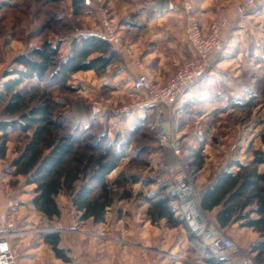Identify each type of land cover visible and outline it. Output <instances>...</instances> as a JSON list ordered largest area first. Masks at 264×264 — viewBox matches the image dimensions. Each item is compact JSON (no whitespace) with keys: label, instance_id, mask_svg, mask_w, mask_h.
Listing matches in <instances>:
<instances>
[{"label":"rangeland","instance_id":"1","mask_svg":"<svg viewBox=\"0 0 264 264\" xmlns=\"http://www.w3.org/2000/svg\"><path fill=\"white\" fill-rule=\"evenodd\" d=\"M219 1H227L229 7L232 0ZM0 2L5 4L0 9V80L3 72L14 66L16 55L44 41L58 44L57 61L64 59L73 37L99 31L103 14L118 31L122 46L142 63L137 67L125 51L117 49V57L105 70H81L70 75L64 85L47 89L56 103L61 134L84 131L94 137L90 143L106 139L125 154L107 176L114 201L106 210L104 222L80 221L65 192L56 196L58 217L48 220L36 211L31 203L34 185L7 171L27 136L18 130L9 133L6 156L0 159V211L7 213L12 224L6 234L17 264H238L243 256L254 258L247 234L236 226L219 230L210 215L200 209L198 193L232 160L247 162L255 151L264 152V32L256 27L264 16V7L250 14L242 32L233 36L230 31L211 69L193 86L192 93L187 90L185 95L189 97L169 119L172 138L182 144L176 157L157 143L152 106L139 105L147 96L132 87L138 73L159 83L193 55L188 41L183 40L182 29L176 35H156L162 26L157 17L164 12L158 8L168 1L78 0L79 7L74 0ZM215 12L210 22L223 15L220 10ZM20 88L30 94L42 85L34 79ZM83 146L77 151L88 153ZM198 148L206 172L194 171L188 164V155ZM176 163L196 190L205 231L215 228L231 238L235 252L213 253L205 236L195 233L186 220L178 217L183 224L175 227L165 220L133 224L132 216L137 212L138 218L144 217L149 206L146 197L162 187H166L162 194L171 202L167 190ZM258 170L264 172V164ZM126 192L130 196L119 199ZM120 217L122 222L117 223ZM50 231L59 234V246L69 262L57 258L43 241L42 233Z\"/></svg>","mask_w":264,"mask_h":264},{"label":"trees","instance_id":"2","mask_svg":"<svg viewBox=\"0 0 264 264\" xmlns=\"http://www.w3.org/2000/svg\"><path fill=\"white\" fill-rule=\"evenodd\" d=\"M77 2L74 0L79 7ZM4 5L0 2V9ZM118 52L105 39L91 33L73 37L69 53L57 61L59 45L44 41L16 55L12 59L14 66L1 76L0 159L6 156L10 132L18 130L26 134V142L10 161L7 171L23 176L27 185H34L31 203L48 220L60 215L56 203L60 192L70 197L80 221L103 222L107 208L113 204L114 192L107 176L118 166L124 152L119 150L120 146L116 150L106 139L90 143L94 137L84 131L78 135L61 134L63 126L55 114L56 103L47 89L51 85H64L70 75L81 70H105ZM34 79L42 85L41 89L27 94L20 88ZM82 143L88 153L77 151ZM188 157L189 166L199 171L203 166L201 148L192 150ZM261 164H264L262 151H255L247 162L232 160L198 193L200 209L210 215L219 230L237 226L257 233V239L249 245L257 264H264V172L258 170ZM165 188L146 197L149 203L146 214L152 223L164 219L170 226L181 225L183 222L174 216L169 197L162 194ZM129 196L126 192L119 199ZM42 239L57 258L70 261L59 246L57 232H44ZM209 260L214 258L211 256Z\"/></svg>","mask_w":264,"mask_h":264},{"label":"built area","instance_id":"3","mask_svg":"<svg viewBox=\"0 0 264 264\" xmlns=\"http://www.w3.org/2000/svg\"><path fill=\"white\" fill-rule=\"evenodd\" d=\"M195 2L196 0H178L165 5L167 9L182 14L185 20L184 33L193 55L179 65L164 83L154 82L145 73H138L132 80L133 89L147 96V100L139 103V105L152 106L154 118L152 125L157 143L169 149L176 157L180 155L182 144L177 139L172 138L169 119L175 112L178 113L184 105L187 100L185 95L187 90L196 85L211 69L215 57L224 49L234 23V20L227 16L218 15L209 23L208 29L204 31L195 14ZM262 6H264V0H240L234 6L235 18L244 20ZM256 27L264 32V16L256 24ZM96 35L105 39L115 49L125 51L137 67L142 66V63L134 58L130 50L122 46L118 31L104 14L101 16L100 29ZM172 168L173 180L167 192L170 195L171 192L175 193L174 196H170V205L174 209V216L186 220L195 233H202L213 253L225 255L235 252L236 245L231 238L224 236L215 228L205 231L203 219L196 203L197 195L193 184L180 164L176 163ZM196 212L198 214H195ZM196 217L199 219L194 222L193 219ZM11 226L12 224L7 219V213L0 211V264H17L6 234V229ZM238 264L257 263L252 257L243 256L238 260Z\"/></svg>","mask_w":264,"mask_h":264},{"label":"crops","instance_id":"4","mask_svg":"<svg viewBox=\"0 0 264 264\" xmlns=\"http://www.w3.org/2000/svg\"><path fill=\"white\" fill-rule=\"evenodd\" d=\"M167 1L168 2H174V1L176 2L178 0H166V2ZM237 1L238 0H232L231 3H230V5H229V7H228V5H226L227 1L221 2L219 0H197L195 2L194 9H195V14H196V16H197V18L199 20V23L201 24L202 29L204 31H206L208 29V25H209V22L211 20V17H212V15L214 14V12L217 9V10H220L222 12V14L225 15V16H227L229 19L234 20L233 28L231 30L233 36L234 35H237V33L242 32V30H243L242 28L245 26V24L247 22V19H251L252 15H249L244 20L236 19L235 18L234 6L240 0L238 2ZM263 7L264 6H262L261 9ZM261 9H258V10L261 11ZM158 11L159 12L164 11V12L157 17L158 21L160 23H162V26H161L160 29L156 30V35L164 34L166 36V35H168V33H175V35H176V34H179L178 33V32H180L179 29L180 30L182 29L183 40L184 39L186 40V36H185V33H184L185 20H184L182 14L180 12H178V11H175V10H168L167 8H165V6L159 7L158 8ZM260 11L257 12V13H260ZM186 42H187V40H186ZM189 47H190L191 54H192L193 52H192L191 46H189ZM178 64H180V63H178ZM165 80H166V78H165ZM164 81L162 80L159 83H164ZM193 89L194 88L192 87L188 91L190 93H192ZM187 97H189V96H187ZM205 166L206 165H203L202 168L199 171L206 172ZM213 214H214V212H212V215ZM143 216L144 217L138 218V217H140L138 212L135 215H133L132 216V222H133V224L138 225V224H142L143 222H144V224L151 222L150 219H149V217L147 216L146 212L143 213ZM163 220L164 219H162L161 221H163ZM116 222L117 223L122 222V217H120ZM233 227H235V226H233ZM238 230L241 231L242 233L247 234L246 236H247V240H248V244L249 245H250V243L254 242L257 239V233L254 232L250 228H238Z\"/></svg>","mask_w":264,"mask_h":264},{"label":"bare ground","instance_id":"5","mask_svg":"<svg viewBox=\"0 0 264 264\" xmlns=\"http://www.w3.org/2000/svg\"><path fill=\"white\" fill-rule=\"evenodd\" d=\"M186 194V193H185ZM194 212V211H193ZM195 214H198V212H196ZM198 216V215H197ZM198 219H199V217H196V219H193V221L195 222H197L198 221Z\"/></svg>","mask_w":264,"mask_h":264},{"label":"water","instance_id":"6","mask_svg":"<svg viewBox=\"0 0 264 264\" xmlns=\"http://www.w3.org/2000/svg\"><path fill=\"white\" fill-rule=\"evenodd\" d=\"M171 195H172V196H174V195H175V193H174V192H171Z\"/></svg>","mask_w":264,"mask_h":264}]
</instances>
